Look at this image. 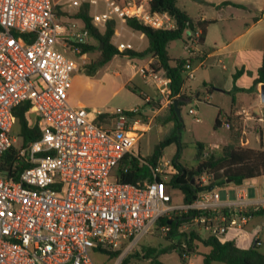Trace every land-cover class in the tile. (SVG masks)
Listing matches in <instances>:
<instances>
[{
  "label": "built area",
  "instance_id": "obj_1",
  "mask_svg": "<svg viewBox=\"0 0 264 264\" xmlns=\"http://www.w3.org/2000/svg\"><path fill=\"white\" fill-rule=\"evenodd\" d=\"M98 1L0 0V156L18 145L16 156L28 164L16 177L6 176L0 166V264H96L91 251L132 247L155 230L161 217L204 211L190 215L191 221L219 236L236 221L216 225L212 211L252 204L264 208V201L251 202L241 193L231 202L206 192L191 202L173 203L166 181L175 169L168 161L149 167L150 181L133 184L116 178V167L149 130L152 118L147 114L155 109L147 105L151 102L147 95L143 108L90 111L68 101L73 74L85 64L79 59L87 56L79 57L80 47L71 42L88 43L90 34L75 21L62 22L56 8L61 6L68 14L89 3L91 21L97 26L118 17L173 29L175 20L167 12L149 10L148 0H104L103 10H93ZM185 31V48L192 55L200 30ZM116 47L133 48L129 42ZM153 64L149 61L137 69L169 106L177 96L170 94L164 70ZM184 73L187 79L194 77L190 61ZM22 102L37 113L41 127L40 137L24 146L11 134L13 109ZM189 112L194 113L191 108ZM101 114L105 117L96 121ZM209 178L202 174L196 182L207 184ZM159 229L166 233L169 227ZM254 242L259 244L258 239Z\"/></svg>",
  "mask_w": 264,
  "mask_h": 264
},
{
  "label": "trees",
  "instance_id": "obj_2",
  "mask_svg": "<svg viewBox=\"0 0 264 264\" xmlns=\"http://www.w3.org/2000/svg\"><path fill=\"white\" fill-rule=\"evenodd\" d=\"M122 3V0H117ZM177 0H148L147 5L149 10L158 12H167L175 20V28L173 29H157L151 28L137 21L135 18H125L126 25L133 31L142 33L146 40L147 45L141 51L134 49H126L119 51L116 45L112 42V37L115 33L116 19L108 20L104 26L94 25L91 21V6L89 3H83L76 11L74 18L80 20L83 26L88 29L90 38L96 41V44L85 43L76 44L71 42L73 46L80 47L79 57L85 55L95 49H99V54L91 59L84 68L87 74H93L101 66L110 61L114 56L121 55L128 58H143L151 56L154 59L153 66L156 69L164 70L166 76L170 80V94L177 96V98L188 97L182 92L186 77L184 73V65L187 61L192 63L193 57L191 55L187 57L172 58L168 54L167 44L175 39L182 38L183 32L186 28L200 30V43L203 41L205 35V26L210 21L207 20H195L188 16V14L178 7ZM229 1H223L222 4H228ZM240 71L234 74V80ZM264 82V56L262 63L257 70L256 77L253 80L252 86L255 87L258 83ZM135 91L134 88H131ZM208 91H212V86L207 88ZM241 90L235 83L233 85V91ZM232 94L231 91H227ZM143 96L142 94H140ZM235 98L232 96V104H234ZM183 101L179 102V108ZM31 107L28 102H22L13 109L14 124L19 126V135L21 137L22 145L38 139L41 135V127L38 122L37 116L34 122L30 121L29 113ZM234 106L225 114V123H228V142L222 146L221 153L219 155L204 154L203 145L198 143L196 158L199 163L195 167H184L176 161H172V165L175 172L170 174L169 179L166 181L168 188H176L182 194V201L185 203L191 202L201 193L207 190L200 191V189L207 188L208 186L222 187L227 184V180L235 185H241L246 179L254 178L264 175V149L252 148L241 143L243 136V122L242 118L234 113ZM105 115H99L95 118L96 121H102ZM156 121L159 125H165L172 122L178 129L181 121L178 120L176 112L172 104L167 106L165 113L158 115ZM222 123L220 114L215 117V127L220 126ZM13 124V125H14ZM178 131L170 129L163 134L162 139L155 147L153 154L147 158L134 155L132 153L126 154L119 162L115 169V176L121 182L137 183L145 180L150 181L152 179L150 173V166L155 165L158 161V157L161 155L164 147L171 143L173 140L177 141ZM21 145V146H22ZM19 149L18 145H13L0 156V166L5 172L6 176L16 177L18 173L26 166L27 163L16 156ZM202 174L210 176L207 184L199 185L196 182V178ZM204 211H189L188 213L173 214L170 218L161 217L157 221L155 230L160 234L165 235V239L170 240L171 244L168 250L176 251L179 256L184 259V255H190L197 251L198 244L208 246L210 249L208 252L203 253V264H212V261H219L222 264H264V251L260 250L259 244L253 242L250 246L244 248L236 245L234 240H221L219 236L209 233H202L198 226V229L191 228L186 229L182 227L184 223L192 222L190 215H198ZM226 216H232L235 211L223 209ZM256 214L264 212L263 209L256 211H248ZM246 212V214H248ZM213 214V211H212ZM241 214V213H240ZM223 223V222H221ZM167 225L169 230L166 233L160 231L161 225ZM183 228V229H180ZM156 251L155 248L147 247L145 254H139L135 252L128 257L122 259L119 264H128L130 258L134 257H149L151 253ZM113 257L119 254V250L116 251H104ZM152 264H163L157 259H151Z\"/></svg>",
  "mask_w": 264,
  "mask_h": 264
},
{
  "label": "rangeland",
  "instance_id": "obj_3",
  "mask_svg": "<svg viewBox=\"0 0 264 264\" xmlns=\"http://www.w3.org/2000/svg\"><path fill=\"white\" fill-rule=\"evenodd\" d=\"M199 3H203V6L199 7ZM177 5L193 16H196L200 12V8H202L205 13L209 14L208 16H216L221 19L209 29V37L217 38L218 40L223 39V27H225L226 24L228 25L230 21H232L226 20L227 11L230 10V12L236 18L234 21L239 22L240 24L250 18L248 12L244 11L242 8L239 9L238 7L224 8L223 10L219 11L218 14L217 10L215 8H209L204 0H177ZM98 6L103 9L104 0H99ZM56 12L62 22H64L65 24L69 23V21L78 20L74 18L76 12H70L67 14L63 11L61 6L56 8ZM185 37L186 31L183 32L182 38L172 40L167 44V51L170 57H187L188 53L185 48ZM65 39L67 40V38ZM117 40L126 42L127 40H130V34L124 33V35L119 36ZM89 41L90 43L96 44V41H94L93 39H89ZM130 42L133 46H136L137 44V40L135 37H132ZM98 54L99 49H95L94 51L87 53V56L85 58L79 60L84 61L83 63L87 64ZM68 56L74 57L70 53H68ZM130 63L131 60L127 56L116 55L110 61L99 68V72H97L95 77L99 78L104 74V71L116 69L125 79V76L127 74L129 75L131 72H133ZM84 65L78 72L87 73ZM138 67L139 65H136L134 68L137 69ZM194 72L197 80L193 81V78H186L185 86L192 85L193 92H195L197 88L198 96L190 97L189 99L184 100L181 104L180 127L177 129L172 122H169L165 125H159L156 121V117L158 115L164 114L167 106H165L164 103L159 99L155 104H152L150 102L148 106L155 108L154 112L149 111L147 114L152 118L151 125L149 130L141 135L139 140L133 146L132 152L134 155L140 156L142 158L149 157V155L153 154V151L162 139L163 134L168 132L172 128L178 131L177 141L173 140L171 143L164 147L161 155L158 157L157 162L163 163L164 161H168L172 163V161H176L187 168L195 167L199 163L198 159L196 158L198 143H201L203 145L204 154L213 153L214 155H219L221 153L222 146L228 142V128L224 124V119L225 114L230 110L232 95L220 90H215L213 88L216 86V84L217 86H221L228 72L221 69V65H218L216 70L217 78L214 81H210L213 83L212 91L210 92L207 89L208 86H204L202 84V81L198 80V76L199 78L202 77L201 75L203 73V69L200 68L197 72ZM109 79L110 80L105 81L104 83H96L93 88L83 92V99L86 100V102L97 105L99 109L102 110L114 109L117 107L129 108L133 106H139L143 108L145 106L144 98L140 95L138 87L135 89V91H133L130 87L127 86L120 87L121 83L118 79ZM133 82L141 88L144 86V78L141 76L139 71L136 73V77L133 79ZM190 108L193 109L194 113L189 112ZM251 110L256 111L257 114L263 115V108L260 110L257 107H252ZM218 113L220 114L222 123L220 126L215 127L214 121ZM36 117L37 113L31 110L29 113L30 121L34 122ZM11 134L16 137L17 143H19L21 137L19 135V126L17 124L13 125ZM225 189L227 188H217L212 190L211 192L221 195L222 197L223 193L227 192V190L225 191ZM228 191L230 192L232 197L234 193V184L228 185ZM169 192L172 197L173 203L182 202V194L178 189L169 188ZM221 197L219 196V198ZM198 226L199 225L194 222H188L182 225V227H186L187 229H198ZM249 227V224H244L242 225V228H228L225 233L219 235V238L225 240L238 236L240 239H242L240 246L248 247L253 242L252 235L249 233ZM261 237L263 239V243L260 245V250L264 251V234ZM170 244L171 241L165 239V235L160 234L157 230H153V232L143 235L139 239L138 243L133 245L132 247H127V244H123L120 249H118L119 254L116 257H113L110 254L101 251H91L90 256L96 264H119L123 258L128 257L135 252H138L140 255L143 253L145 254V249L147 247H152L155 248L156 251L154 253H151L148 258H143L141 256H132L128 264H152L151 259H157L163 264H202L201 255H187L184 259H182L176 251L168 250Z\"/></svg>",
  "mask_w": 264,
  "mask_h": 264
},
{
  "label": "crops",
  "instance_id": "obj_4",
  "mask_svg": "<svg viewBox=\"0 0 264 264\" xmlns=\"http://www.w3.org/2000/svg\"><path fill=\"white\" fill-rule=\"evenodd\" d=\"M223 1H229L230 3L222 4ZM204 2L209 6V8H215L218 14L219 11L223 10L224 8L237 7L239 9L242 8L249 14L250 18L240 24L239 22L234 21L236 18L233 16L230 10L227 11L226 20L232 21H230L228 25L226 24V26L223 27V39L218 40L217 38L209 37V29L221 19L216 16H208L209 14L205 13L202 8H200V12L196 16L190 15L186 10L183 9L188 14V16L195 20L210 21L209 24L205 26V35L203 41L197 45V47L194 49L193 54L191 55L193 57L192 65L194 66V71L197 72L200 68L203 69V73L201 75L202 77L199 78L198 76V80L202 81V84L204 86L211 87L213 83L210 81H214L217 78L216 70L218 65H221V69L228 72L221 86H217L216 84L213 89L226 92L227 94H230L227 91H231L232 94L230 95L235 98L234 104L231 103L230 110L234 106V113L242 118L244 128L242 131L243 136L241 143L252 148L264 149V103L261 102L259 96L261 83H258L255 87L250 88L264 56V0H204ZM200 6H203V3H199V7ZM103 9L98 5L96 6V8H93V10L97 11H101ZM74 21L76 22L77 26L81 27L83 24L80 20ZM70 22L71 21H69V23ZM124 33L130 34V40L132 37L136 38L137 44L136 46L132 45V49L141 51L146 47L147 40L145 36L140 32L132 31L126 25L123 19L117 17L115 33L112 37V42L115 45L117 43L124 42L121 40H117L118 37L123 36ZM69 34L70 31L67 32L65 38H68L67 36H69ZM90 39L92 40V38ZM130 40H127L126 42L131 43ZM189 55L190 54L188 53L187 56ZM130 60V66L133 69V72H131L129 75L127 74L125 76V79L116 69L104 71V74L99 78L95 77L97 72H99V69L96 70L94 74L78 72L80 70L76 71L73 74L72 84L68 91V101L74 106H84L90 111H93V109L95 108L99 109L97 105L86 102V100L83 99V92L93 88L96 83H104L105 81L110 80L109 78H112L113 80H119V82L121 83L120 87L127 86L134 89L138 87L139 93L142 95H147L148 98H150L151 103L155 104L157 100L160 99V95L157 92L155 84L144 79V86L141 88L133 82V79L136 77V73L138 72V69L134 67L136 65H139V67L143 66L149 61H154V59L151 56H146L143 58L134 57L130 58ZM237 71H240V74H238L236 79L234 80V74ZM194 80H197L195 72L193 81ZM234 83L241 90L238 89L233 91ZM182 92H184L188 99L190 97L198 96L197 88L196 91L193 92L192 85L185 86L184 84ZM252 107H257L260 110L263 108V115L257 114L256 111H252ZM229 184L233 183L227 182L225 186L215 187L212 189L214 190L217 188H227L225 189V191L227 190V192H224L222 197L221 195L213 192V194L217 195L219 201H234L237 198L238 193H241L247 200L254 203L264 201V175L246 179L241 185L234 184V193L232 197L230 192L228 191ZM205 193L206 192L204 191L200 195H203ZM219 196L221 198H219ZM258 205H260V203ZM223 209L235 211V214L232 216H226L223 212ZM258 209H260V207L255 204L248 205L246 207L225 206L213 211V223L216 225L222 224L221 222L228 223L230 219H234L236 221V224L231 225L228 228H242V225L249 224V233L252 235L253 242L258 239L260 246L263 243V239L261 236L264 234V212L260 214H256L255 212H248L249 210L256 211ZM261 209L264 210V208ZM246 212H248V214H246ZM199 230L202 233L210 232V229L205 227H200ZM231 240H234L236 245L241 247L240 243L242 242V239H240L238 236L231 238ZM209 249L210 248L208 246H204L199 243L197 246V251L190 254V256L196 254L201 255L203 264V253L208 252ZM213 263L222 264L219 261H212V264Z\"/></svg>",
  "mask_w": 264,
  "mask_h": 264
},
{
  "label": "water",
  "instance_id": "obj_5",
  "mask_svg": "<svg viewBox=\"0 0 264 264\" xmlns=\"http://www.w3.org/2000/svg\"><path fill=\"white\" fill-rule=\"evenodd\" d=\"M259 96H260L261 102L264 103V82L260 84ZM184 100H185V98H181V99L180 98H174L171 102L179 121H181L179 102L184 101ZM227 182H230V181L227 180ZM212 189H213V186H208L207 188L200 189V191H204V190L211 191Z\"/></svg>",
  "mask_w": 264,
  "mask_h": 264
}]
</instances>
